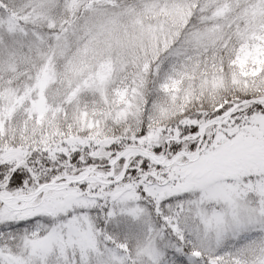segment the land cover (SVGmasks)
Here are the masks:
<instances>
[{"label": "snow or ice", "instance_id": "snow-or-ice-1", "mask_svg": "<svg viewBox=\"0 0 264 264\" xmlns=\"http://www.w3.org/2000/svg\"><path fill=\"white\" fill-rule=\"evenodd\" d=\"M182 2L190 8L183 23L169 29L163 42L157 39L134 69L118 70L134 80L151 76L166 95L189 76L194 83L220 78L211 103L192 112L183 108L157 133L147 122L153 105L145 96L136 130L105 145L107 155H93L91 142L74 148L61 142L54 164L52 149L31 144L23 163L0 160V264H134L127 241L107 230L109 222L128 232L142 224L151 250L144 264H264V191L257 190L258 183L264 185V171L226 176L223 183L229 187L223 191L213 189L219 179L198 180L184 171L190 157L219 144L218 132L231 139L254 117H264V66L253 63L249 75L233 62V28L251 30L247 17L236 13L254 6V0H241L223 17L213 12L220 0L206 7L204 0ZM171 4L155 0L146 7ZM127 7L103 3L88 10ZM75 23L89 28V34L95 31L88 17ZM47 26L56 28L51 21ZM138 142L147 151L126 160L125 145ZM38 149L46 159L39 158ZM100 161L102 180L82 178L87 166ZM57 190L67 195L53 201ZM118 216L129 219L121 222Z\"/></svg>", "mask_w": 264, "mask_h": 264}, {"label": "rangeland", "instance_id": "rangeland-1", "mask_svg": "<svg viewBox=\"0 0 264 264\" xmlns=\"http://www.w3.org/2000/svg\"><path fill=\"white\" fill-rule=\"evenodd\" d=\"M73 1L58 0L56 3L59 2L57 6H61V9L55 11L48 9L45 2L41 6L53 18L64 14ZM154 2L155 0H131L130 6L124 11L112 12L103 9L93 12L94 18L91 23L95 25V31H91V34L89 28L80 25L73 30L41 35L33 41L27 40L23 45L20 42L12 46L3 44L2 31L0 117L4 112H11L17 100L16 93L20 92L29 100V111L36 115L40 124L48 127L41 129V134L46 136L47 143L60 148L61 142H64L69 148H73L78 144L82 147L91 142L95 146L92 149L93 155H107L105 146L99 145L96 139L90 136H77L72 129L61 133L58 121L49 124L43 120H47L46 117L51 115H53L51 118H55L62 110V105L76 110L77 108L71 107L70 104L76 105L78 101L84 103L89 101L91 107L113 105L116 109L115 115L118 118L125 117L131 104L127 101L128 96L132 97L138 93L136 79L134 81L132 76L126 75L127 72L118 70L128 66L127 54L137 46L151 50L157 39L163 42L168 30H174L178 23L182 24L189 11V7L182 0H172L171 6L167 8L153 10L146 7L147 4ZM239 3L241 0H220L218 4L217 0H204L205 7L209 4H217L216 9L213 10L217 17L225 16ZM136 5L145 7H134ZM236 14L247 17V27L251 30L245 32L244 26L234 27L239 41L235 51V61L242 71L251 75L253 63L257 67L264 66V7L261 6V0H254V6H249ZM1 25L6 34H10L15 29L10 19L1 21ZM244 36L247 38L241 39ZM256 40L260 42L256 43ZM250 41H253L251 45H249ZM146 67L144 63V68ZM124 104L125 108L122 107ZM84 115L85 113L82 117ZM81 120L83 121V118ZM78 126L83 130L86 125L81 123ZM158 131L159 129L156 130L157 133ZM217 137L218 145L190 157L185 172L198 180L219 179L220 183L213 184V189L223 191L225 187H229L223 183V178L226 176L238 179L242 173L264 171V117H254L250 125L236 131V135L231 139L225 137L222 131L217 133ZM137 152L146 151L133 146L123 155L127 160ZM110 162L115 166V158ZM100 166L98 164L87 166L82 178L88 179L90 183L102 180V174L98 173ZM257 190L264 191V185L258 183ZM59 195H67V193L59 190L53 192V201ZM117 219L123 222L129 218L119 216ZM117 228L123 231L127 238L142 239L133 249V255L136 257L134 264H144L145 256H150L151 250L142 224L137 222L131 232L123 227Z\"/></svg>", "mask_w": 264, "mask_h": 264}, {"label": "trees", "instance_id": "trees-1", "mask_svg": "<svg viewBox=\"0 0 264 264\" xmlns=\"http://www.w3.org/2000/svg\"><path fill=\"white\" fill-rule=\"evenodd\" d=\"M57 1L58 0H0V22H3L5 19H10L15 26V29L10 34H6L3 26H0V34L4 32V39H2L4 40L3 44L16 46L21 42L23 45L27 40L33 41L41 35H51L63 30H73L81 25L75 23L78 19L88 17L92 20V18H94L93 12L103 10V8H92L90 13L88 9L94 4H116L117 2L126 4L127 6L131 4V0H74L64 14L52 18L41 5L45 2L48 9L55 11L61 9V6H57L59 3H56ZM189 14L190 8L187 16ZM49 21L56 25L55 29L47 26ZM61 28V31H57V29ZM233 36L237 41L234 47L235 52L239 41L237 31H234V28ZM144 49H142V46H137L127 54V58L129 57V59L126 58L128 62L127 67L129 69H134L137 59L143 57L145 52L149 50V48ZM233 62L238 66L235 59ZM144 63L147 65V61ZM238 67L241 69L240 66ZM145 70V73H147V67ZM129 73L130 72H127L126 75L131 76ZM232 79L235 81V76H233ZM135 82L138 85V93L132 97H130V95L128 96L127 101L131 104L124 118H118L115 115L116 109L113 105L91 107V105H89L91 102L87 100V103L81 101L76 102V105L71 103V107L75 106L77 108L76 110H74V108L71 110L68 108L69 106L62 105L61 107L63 108L60 113L56 115L57 117L51 118L53 115L47 116V120L43 121H47L49 124L58 121L57 124H59L60 128L59 132L64 133L65 130L72 129L77 136H90L96 139L99 145L103 144L105 146L113 140H119L125 134L129 136L132 135L140 123L139 112L144 109L145 96L148 97L150 103L153 105L152 111L147 115L148 125L150 128L154 127L158 130L162 126V122L170 120L177 112L183 110L185 107L188 108L189 112H192L201 106H208L216 95V87L222 84L220 78H217L216 82H213L212 79L209 78L207 82L198 80L194 83L192 77L189 76L186 83L180 85V82H178L179 84L174 86L172 91L168 92L166 95L165 91H160L156 88L151 76L139 75V78H136ZM244 83L245 82H241L242 85ZM252 87H255V85H252ZM240 90H243V87H241ZM228 92L229 94H233L231 89H228ZM16 99L11 112H4L0 117V160L16 159L18 163H23L28 146L31 144L38 145L41 148L48 147L52 149L56 154L52 160L54 164L56 160L59 159V153L57 151L59 147L56 148L47 143L46 136L41 134V129H48V127L46 128L44 124H40L36 115L29 111V100L26 96L17 92ZM122 107L125 108V104ZM83 113H85L84 117H82ZM82 118L83 121L81 120ZM81 123H83L84 126L86 125L83 130L78 126ZM33 128L37 131L36 133L33 132ZM232 130L234 131L235 129ZM148 141L150 140L148 139ZM80 146L81 144H78L75 147ZM133 146L140 147L147 151V149L140 146L139 142L125 145V150ZM38 154L41 160L47 158L45 153L39 152V149ZM48 155H51V153ZM96 164L102 165L103 161ZM187 168V166L184 167V171H186ZM118 217H116V219ZM97 219H99V217H97ZM102 223L101 221V224ZM107 230L112 233L117 240H126L129 249L132 250V254L133 249L139 245L142 240H132L125 237L123 231L119 230L117 226L111 222L107 225Z\"/></svg>", "mask_w": 264, "mask_h": 264}, {"label": "water", "instance_id": "water-1", "mask_svg": "<svg viewBox=\"0 0 264 264\" xmlns=\"http://www.w3.org/2000/svg\"><path fill=\"white\" fill-rule=\"evenodd\" d=\"M125 152H126V150H124V152H123V153H121V154L123 155Z\"/></svg>", "mask_w": 264, "mask_h": 264}]
</instances>
